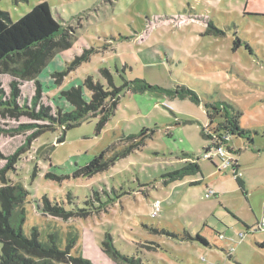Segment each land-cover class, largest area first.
<instances>
[{
  "label": "rangeland",
  "instance_id": "374dc122",
  "mask_svg": "<svg viewBox=\"0 0 264 264\" xmlns=\"http://www.w3.org/2000/svg\"><path fill=\"white\" fill-rule=\"evenodd\" d=\"M43 2L74 42L39 77L43 104L61 103L57 99L62 91L80 86L89 76L107 86L103 70L118 88L142 80L161 91L135 94L125 86L102 129L101 116H96L65 135L56 126L31 141L46 123L11 117L0 105V170L15 159L7 177L29 193L24 233L31 236L37 230L45 245L69 249L70 256L82 254L95 264H112L92 249H100L106 234L122 254L140 256L144 264L190 259L194 264H235L223 249L232 243L237 254L243 252L235 244L246 226L237 217L249 224L264 218V17L250 15L253 5L262 2L224 0L219 8L217 0H0V8L16 22ZM210 22L225 35L207 34ZM237 39L242 43L236 44ZM86 51L88 58L73 67ZM54 72H67L59 86ZM12 80L0 76L3 101L11 96ZM180 86L195 91L201 104L175 95ZM35 87L22 82L20 106L31 105ZM219 101L242 112L241 126L254 140L250 144L232 136L228 146L242 165L246 193L233 169L219 171V158L203 156L221 121L206 131L210 138L203 136L209 125L206 104ZM107 149L106 159L115 161L108 170L76 176ZM183 152L199 161L202 173L165 185L166 175L185 165ZM196 179L203 182L192 184ZM210 190L217 196L206 198ZM44 197L67 211L86 212L68 220L53 217L41 210ZM157 200L161 209L153 218ZM164 230L179 236L201 234L211 247L175 243ZM219 233L235 242L223 240L218 246ZM151 242L159 244L158 251H148Z\"/></svg>",
  "mask_w": 264,
  "mask_h": 264
},
{
  "label": "trees",
  "instance_id": "16d2710c",
  "mask_svg": "<svg viewBox=\"0 0 264 264\" xmlns=\"http://www.w3.org/2000/svg\"><path fill=\"white\" fill-rule=\"evenodd\" d=\"M208 27L207 34L209 35H225V32L215 27L212 22ZM239 43L242 41L237 39L236 44ZM73 46L72 37L54 18L52 9L47 2L40 3L16 22L10 19L9 13L0 8V76L8 75L13 79L10 82L11 96L6 101H3L1 95L4 92L0 89V105L6 107L4 111L8 112L11 117H28L31 120L46 123L39 126V130L32 134V138H29L30 141L47 130H54L56 126L62 127L65 135L68 129L78 125L81 121L96 116H101L98 129H102L117 109L120 95L125 86L135 94L161 91L160 88L151 86L142 80L132 82L133 86L131 87L125 85L118 88L109 71L103 70L102 73L108 80L107 86L96 82L92 76H89L80 86L62 91L57 99H62L61 103H56L55 100L54 107L45 102L43 104L41 102L43 86L38 81L39 77L59 53L68 51ZM87 58L88 52L86 51L75 58L73 67ZM66 75L67 72H54L52 77L55 80V85L59 86ZM22 82L35 83V95L31 105L20 106L18 104ZM87 92L90 94L89 96ZM174 94L187 97L197 105L201 104L198 94L185 86H180L177 91H174ZM206 109L209 125L202 131L205 138H210L206 133L208 128L213 126L217 120H221L214 128V132L220 138L228 136V141H222L227 144L226 148L230 152L234 151L228 147L232 136L247 138L248 142L253 144L251 131L241 126L242 112L234 111L230 105L221 101L207 103ZM63 141L64 139L59 140L60 143ZM214 148H217V145L212 142L205 149L204 154ZM108 151L107 149L94 157L76 173V176H94L108 170L115 162L113 159H106L105 155ZM237 153H240V150ZM184 155L185 158L192 161L186 162L181 169L167 174L165 185L183 181L188 176L202 173L199 161L188 157V154ZM14 160L10 159L9 164L0 170V264H95L82 254L77 257L70 256L69 249L61 251L56 246L45 245L37 230H33L31 236L24 233L23 227L27 220L25 204L29 193L21 183L13 184L7 177L8 171L13 168ZM233 173L239 187L246 193L245 182L240 176L238 160H234ZM197 183L199 182L192 184ZM43 203L44 205L41 207L43 213L64 220L75 215H84L86 212V210H81L76 214L67 211L61 205H52L47 197H44ZM162 234L180 241H198L204 246L209 245L208 241L200 234L179 236L165 230L162 231ZM159 248V244L155 242H151L147 246L148 251H158ZM100 250L105 257L111 260L112 264H144L140 256H128L117 250L110 234H106L105 239L101 242Z\"/></svg>",
  "mask_w": 264,
  "mask_h": 264
},
{
  "label": "crops",
  "instance_id": "0c3cea01",
  "mask_svg": "<svg viewBox=\"0 0 264 264\" xmlns=\"http://www.w3.org/2000/svg\"><path fill=\"white\" fill-rule=\"evenodd\" d=\"M214 1V0H212ZM248 1V4L251 3V0H247ZM262 2V5H257L254 4L252 9H250V11L252 12L250 15L252 17H264V0H260ZM223 2L224 0H217V4H216V7L218 6L219 8L223 6ZM214 4V2H212ZM212 21V20H210ZM213 22V21H212ZM187 152H192V151H187ZM184 153V152H183ZM184 154H187V153H184ZM189 161H192L191 159L189 158H185L183 160V162H189ZM238 163L240 165V173H241V163L239 162L238 160ZM220 171V170H219ZM245 182V180H243ZM195 182H203L202 180H198L196 179ZM247 183H245V186H246ZM169 186V185H168ZM215 193V192H214ZM214 196H217L216 194ZM237 219H239L243 224H245L246 228H245V233H247V236L242 240L240 239V235L244 232H241L237 235V238H236V246L238 247H241L243 246L242 248V253H238L237 254V247H233L232 246V243L231 242H235L234 238L232 237H226L224 236L222 233H219V237L222 235L224 238H220L221 241H217V244L218 246H221L222 245V241H230V246L229 247H225L223 250L225 252H227L230 260H234L235 264H264V230L262 231H251L252 228L258 223L260 222L261 220H258L255 224L252 223V224H249L246 222L245 219H242V218H239L237 217ZM264 219V218H263ZM250 228V229H249ZM250 234V235H249ZM201 235V234H200ZM253 235V241H248L246 240L248 238V236H251ZM202 236V235H201ZM203 238H205L209 245L208 246H205V247H211V242L210 240H208L207 237L205 236H202ZM173 241H175V243H200L198 241H180V240H177V239H174ZM201 244V243H200ZM204 246V245H203ZM94 251H97L99 250L101 252V250L96 246H94V248H92ZM91 249V250H92ZM102 254V252H101ZM196 258V257H195ZM246 258V259H244ZM189 259H190V256H189ZM183 262H180V264H182ZM164 264H177L176 262H172L171 260H167V262L165 261ZM183 264H194L193 262V259H190L189 261H186L184 262Z\"/></svg>",
  "mask_w": 264,
  "mask_h": 264
},
{
  "label": "built area",
  "instance_id": "2783aa9c",
  "mask_svg": "<svg viewBox=\"0 0 264 264\" xmlns=\"http://www.w3.org/2000/svg\"><path fill=\"white\" fill-rule=\"evenodd\" d=\"M222 140H229L228 136L222 137L221 139L217 137V135L214 136V139L212 140L214 144L217 145V148L212 149L209 153H206L204 158L209 159L211 161H214L215 158H219L222 161V165L220 167V171H226L228 169H233L234 166V158L228 153V149L226 148L227 144L224 143ZM241 176V173H240ZM215 193L213 191H209L206 194V198H211L214 196ZM161 209V202L159 200L154 202L153 205V212L152 217L157 218L159 215ZM264 230V219H262L260 222H258L251 231H262ZM247 236V233H242L240 235V239H244ZM220 238H224L222 235Z\"/></svg>",
  "mask_w": 264,
  "mask_h": 264
}]
</instances>
